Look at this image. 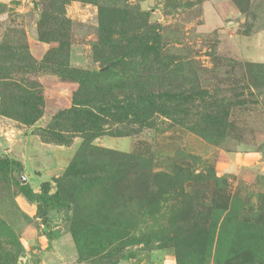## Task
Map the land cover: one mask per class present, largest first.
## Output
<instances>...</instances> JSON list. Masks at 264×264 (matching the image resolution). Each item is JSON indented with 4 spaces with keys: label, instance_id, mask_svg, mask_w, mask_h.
Here are the masks:
<instances>
[{
    "label": "rangeland",
    "instance_id": "1",
    "mask_svg": "<svg viewBox=\"0 0 264 264\" xmlns=\"http://www.w3.org/2000/svg\"><path fill=\"white\" fill-rule=\"evenodd\" d=\"M261 28L264 0L0 2V264L256 261L264 84L226 35Z\"/></svg>",
    "mask_w": 264,
    "mask_h": 264
},
{
    "label": "trees",
    "instance_id": "2",
    "mask_svg": "<svg viewBox=\"0 0 264 264\" xmlns=\"http://www.w3.org/2000/svg\"><path fill=\"white\" fill-rule=\"evenodd\" d=\"M224 64L229 63V61H224ZM234 67H236V69L241 70L243 72H245L246 77L249 79V82L252 86H260V84H264V64L262 63H254V62H241V63H234ZM166 72H170V69H166ZM164 71L160 70L158 71V73L162 74ZM149 77V76H148ZM7 160H4L2 162H0V165H4ZM10 168L11 167H18V164L15 162H11L10 164ZM175 172L177 171L176 167L173 169ZM14 185L17 187V189L22 192L24 195H26L27 197H32L33 193L31 191V189L28 187V185L26 183L22 184L20 182L15 181ZM43 199H44V205L45 204H54L56 202V200H58L57 194H48L46 192L43 193ZM44 205H42V208H45ZM209 237H201L200 239H198L197 241V237H194L193 241L197 242L199 245H205L206 241H208ZM232 240V239H231ZM228 243H230V241H227ZM233 242V240H232ZM261 245L264 247V242L261 243ZM237 247L239 246H233V244H229V250L232 254L237 255L238 249ZM260 255L256 256V261L255 260H250L249 262H246L245 264H264V256L262 253L264 252V249H260ZM259 260V261H258Z\"/></svg>",
    "mask_w": 264,
    "mask_h": 264
},
{
    "label": "crops",
    "instance_id": "3",
    "mask_svg": "<svg viewBox=\"0 0 264 264\" xmlns=\"http://www.w3.org/2000/svg\"><path fill=\"white\" fill-rule=\"evenodd\" d=\"M6 1L8 0H0V2H6ZM208 10H210V8H208ZM225 10L227 14L231 17V19L234 18L235 12L231 6H228L226 4ZM208 15H212V14L208 13ZM215 15L217 16L216 19H219L218 14L215 13ZM213 16L214 15H212V17ZM231 24L233 25L234 28L236 22L234 20L230 21V25ZM226 37H227L226 38L227 41L229 42L228 50H230L232 54L233 52L237 53L236 50H239V49H235L237 47L240 48V55H238V57L242 58V60L264 64V28H261L248 35L238 34V33L234 34L232 32V34L226 35Z\"/></svg>",
    "mask_w": 264,
    "mask_h": 264
}]
</instances>
